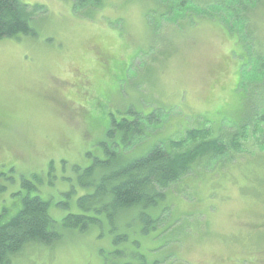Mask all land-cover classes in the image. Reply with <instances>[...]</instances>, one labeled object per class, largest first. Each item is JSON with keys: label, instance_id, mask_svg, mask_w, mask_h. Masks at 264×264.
<instances>
[{"label": "rangeland", "instance_id": "1", "mask_svg": "<svg viewBox=\"0 0 264 264\" xmlns=\"http://www.w3.org/2000/svg\"><path fill=\"white\" fill-rule=\"evenodd\" d=\"M20 1L40 8L35 34L0 39L1 222L37 173L58 237L25 244L10 264H264V0L247 10L249 35L218 20L222 0ZM136 115L150 121L120 151L128 158L184 140L169 146L181 152L191 129L224 141L244 123L255 132L163 189L143 211L150 223L131 210L114 229L104 215L64 227L81 213L78 175L106 158L111 119Z\"/></svg>", "mask_w": 264, "mask_h": 264}, {"label": "trees", "instance_id": "2", "mask_svg": "<svg viewBox=\"0 0 264 264\" xmlns=\"http://www.w3.org/2000/svg\"><path fill=\"white\" fill-rule=\"evenodd\" d=\"M74 1L91 5L98 2V0ZM234 2L238 7L234 13L232 0H222L219 3L224 15L218 16V20L223 22L231 34L235 26L234 29L242 27L244 34L249 35L250 32L244 29L248 27L247 10L258 0ZM39 8L40 6L31 7L20 0H0V39L35 34L30 28V19L33 12ZM237 39L243 47L239 37ZM147 121L150 119L144 120L141 115L132 117V120L121 119L119 122L111 119L110 129L107 131L110 139L108 143H103L106 158L103 160L95 158L94 162L83 168L78 175L76 183L83 190V194L76 198V205L81 209V213L66 214L62 219L64 227L82 231L90 225L100 223L99 217L104 215L110 227L114 229L122 214L131 210H135L134 215L138 213L137 219L141 222L150 223L149 216L143 211L154 207L157 201L164 197L163 189L186 175L194 166L202 162L208 163L210 159L224 155L228 148L238 147L240 138H248L251 132H255V129L244 123L239 128L241 130L239 137H237L239 134H234L224 141L220 138L204 139L203 136L208 131L196 128L187 131V139L191 141L187 149L181 152H173L169 146L181 145L184 140L171 141L167 145L157 143L146 154L136 158L121 155L120 151L130 146L129 140L142 132L141 125L147 124ZM117 131L122 133L119 140L114 137ZM40 184H43L42 176L37 173L29 174V178L26 179L22 178L20 185L25 192H19L20 208L3 222L0 214V264H10L9 256L20 251L27 243H50L58 237L52 228L53 220L48 213L49 202L39 195ZM74 187L70 186L66 196L75 192ZM88 189L91 191H87ZM57 204L68 207V203L64 201ZM157 220L159 221L158 218ZM122 237L124 235L119 234L117 239ZM150 264L159 263L155 261Z\"/></svg>", "mask_w": 264, "mask_h": 264}]
</instances>
